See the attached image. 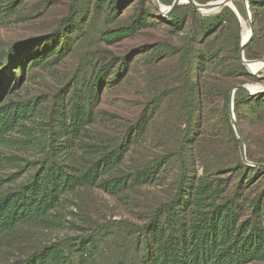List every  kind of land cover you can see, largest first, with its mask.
<instances>
[{
    "label": "rangeland",
    "instance_id": "obj_1",
    "mask_svg": "<svg viewBox=\"0 0 264 264\" xmlns=\"http://www.w3.org/2000/svg\"><path fill=\"white\" fill-rule=\"evenodd\" d=\"M168 1L169 4L161 3L168 6L174 0ZM97 2L89 0L84 5L89 6L88 14L82 21V30L75 29L71 33L68 49L66 46L61 53L43 58L31 67V60L25 59L31 54L30 50L23 51L19 54L24 56L23 72L20 69L6 72L0 84V105L30 103L34 109L26 124L36 136L29 145L13 139L0 144V179H3L0 194L29 183L42 163H57L76 175L84 174L98 161L96 149L100 145L113 147L133 128L139 115L146 109L154 110L143 136L133 138L117 171L118 176L129 179L127 188L120 194L107 191L103 186L107 175H100L93 183L69 187L51 211L54 220L51 226H25L12 232H0V264L26 258L57 242H63L69 264H131L140 257L142 240L138 230L129 223L139 226L148 223L157 207L174 199L183 176L188 175L187 182L189 177L201 176L204 172L210 177L231 174L226 171L235 156L227 142L229 137L222 147L210 140L214 126L229 123L224 98L216 91L215 77L219 69L207 67L200 77L207 94L198 133L194 135L198 130L197 120L189 126L184 117L174 114L176 56L170 57L162 46L189 37L188 30L193 24L190 11L184 10L187 27L176 35L174 27L164 20L167 15L159 13L154 0H124L119 14L113 18L108 17L106 3L95 10ZM70 3L71 0H24L17 15L0 19V56L16 42L57 28ZM235 8L231 7L241 24L242 34L244 24L249 25L248 14L245 10V17ZM142 10L149 11L143 28L130 36L116 39L107 36L111 30L132 26ZM156 13L159 16H155ZM261 18L251 60L264 58V15ZM225 53V57L232 60L233 54ZM122 62H126L123 78L117 83L113 72L104 76L100 95L93 106L92 122L83 127L80 134L72 135L68 129L72 107L85 104L89 86L100 71L114 69ZM261 65L263 62L251 66ZM252 76L263 81L247 83L264 86V70ZM240 78L233 75L221 83L231 91L240 84L236 82ZM155 100L159 104L153 106ZM229 111L231 114L230 105ZM233 112L246 148L249 147L255 158H264V105L252 109L241 103L238 114L235 105ZM50 128L55 131L53 139H50ZM187 136L191 137L190 143L184 142ZM11 137L22 139L25 136L16 131ZM51 144L59 147L58 152L51 150ZM256 178L253 185H247L240 199L246 215L252 211L251 198L256 194L264 195V175ZM90 232L96 233V244L82 250L78 237Z\"/></svg>",
    "mask_w": 264,
    "mask_h": 264
},
{
    "label": "trees",
    "instance_id": "obj_2",
    "mask_svg": "<svg viewBox=\"0 0 264 264\" xmlns=\"http://www.w3.org/2000/svg\"><path fill=\"white\" fill-rule=\"evenodd\" d=\"M23 1L0 0V19L17 15ZM85 1L82 5L84 0H71L67 14L57 28L49 33L16 42L4 56H0V84L5 80L8 70L20 69V72H23L24 56L19 55L23 51L30 50L31 54L25 59L28 62L31 60L29 63L31 67L38 65L43 58L61 53L66 46L68 49L71 33L75 29L82 30V21L88 14L89 6L84 5L89 0ZM196 1L206 3L213 0ZM122 2L124 0H98L95 10L102 8L106 3L108 17L113 18L119 14ZM160 2L169 4L168 0ZM233 3L246 17L242 0H233ZM249 4L255 28L254 35L245 49L247 59L254 58L255 55L257 25L264 15V0H249ZM184 10H189L193 18L192 29L188 30L189 37L181 41L176 39V44L168 43L162 46L170 57L176 56L173 70L176 73L174 114L184 117L189 126L195 124L194 121L197 120L198 130L194 133L196 135L201 128L200 121L203 120L204 100L207 94L203 90L200 77L207 67L219 69L215 77L216 91L224 98L225 115L229 123L222 127L214 126L210 132V140L215 146L222 147L225 138L229 137L227 142L235 157L230 169L226 171L231 173L230 176L210 177L208 172H204L201 176L189 177L187 182L188 175L183 176L174 199L157 207L148 223L143 226L129 223L132 228L138 230L142 240L140 257L131 261V264L264 262V195L256 194L251 198L252 211L249 215H246L240 201L241 197H244L247 185L249 183L253 185L258 180L256 178L258 175H264V166H250L242 160L239 141L230 122V90L221 83L233 75L241 76L236 81L237 84L263 80L252 76L240 59L241 24L230 6H224L211 15L201 16L189 3L177 5L164 19L174 27L176 35L184 32L187 27L188 20ZM148 15L149 11L142 10L132 26L122 27L117 31L111 30L107 36L116 39L118 36L134 34L146 25ZM155 16H159V13ZM225 52L233 54L232 60L225 57ZM125 63L122 62L114 69L100 71L97 75L99 77L89 86L85 104L72 107L68 125L72 135L80 134L81 129L92 122L93 106L100 95V85L105 81L104 76L113 72V79L118 83L123 78ZM241 103L249 105L252 109L260 108L264 105V94L251 96L243 90H237L234 98L236 114ZM152 104L158 105L159 102L155 100ZM33 109L30 103L0 105V144L11 139L25 145L33 143L32 137L36 135H33L34 132L28 129L26 124ZM154 112L146 109L137 117L133 128L113 147L108 144L100 145L96 149L99 153L98 161L84 174L76 175L57 163H42L29 183L0 194V232H12L25 226H51L54 222L51 211L59 204L69 187L85 182L93 183L100 175H107L103 180V186L107 191L114 194L124 192L129 179L118 176L117 171L128 150L127 147L133 138L143 136ZM16 131L25 137L22 139L11 137ZM49 134L50 139H53L55 131L50 128ZM190 141L191 137L188 136L184 140L186 143ZM51 145V150L54 153L58 152L59 147ZM247 156L250 161L264 163V158H255L249 147ZM182 162L186 163L184 159ZM2 183L3 179H0V184ZM78 240L82 250H87L90 245L96 244V233L80 235ZM62 244L63 242H57L47 245L26 258L9 264H69V257Z\"/></svg>",
    "mask_w": 264,
    "mask_h": 264
},
{
    "label": "water",
    "instance_id": "obj_3",
    "mask_svg": "<svg viewBox=\"0 0 264 264\" xmlns=\"http://www.w3.org/2000/svg\"><path fill=\"white\" fill-rule=\"evenodd\" d=\"M242 2L244 4L245 10L247 11V14H248V23L250 26V33L247 36H243V33H242L239 55H240V59H241L242 63L247 67L249 72L256 75L260 71L263 70L264 65H261L257 69L252 70L249 67V63L254 62L256 60L264 62V58L251 60V59H247L245 56L246 46L248 45V43L250 42V40L252 39V37L254 35V24L252 21V13L250 11L249 0H242ZM154 3H155L157 10L159 11V13L161 15H169L176 8L177 5L183 4V3H189V4L193 5L201 16L204 15L202 13L203 11H209L210 12V11L217 10L220 8L222 9L224 6H230L233 9H236L234 4H233V0H213V1L206 2V3H199L196 0H174L171 3V5L166 6L165 9H162L160 0H154ZM237 90H243L244 92H246L247 94H249L251 96H257V95H263L264 94V86H259L255 89H253V84L240 83V84L236 85L229 93V105H230V110L232 111V113H231L232 123H233V127L235 129L236 135L238 137V140H239L240 153H241L242 160L244 161V163H246L247 165H250V166H264V163H256V162H252L248 159L246 144H245L244 139L242 137L241 130H240V127L238 125L235 114L233 112V110H234V98H235V93Z\"/></svg>",
    "mask_w": 264,
    "mask_h": 264
},
{
    "label": "bare ground",
    "instance_id": "obj_4",
    "mask_svg": "<svg viewBox=\"0 0 264 264\" xmlns=\"http://www.w3.org/2000/svg\"><path fill=\"white\" fill-rule=\"evenodd\" d=\"M161 7H162V9H165L166 8V5H164V4L161 3ZM220 10H221V8L220 9H217V10L210 11V12L209 11H203L202 13L203 14H207V13H212V12H218ZM244 27H245V29H244V32H243V36H247L250 33V27L246 23L244 24ZM261 62H263V61L256 60L254 62L249 63L250 69H252V70L257 69L258 67L255 68V67H252L251 65H257L258 63H261ZM263 65H264V62H263ZM263 70H264V67H263ZM257 87H259V86L258 85H253V89H255Z\"/></svg>",
    "mask_w": 264,
    "mask_h": 264
}]
</instances>
